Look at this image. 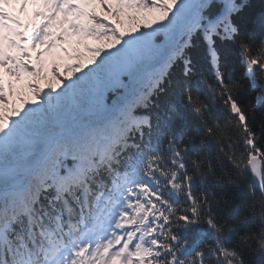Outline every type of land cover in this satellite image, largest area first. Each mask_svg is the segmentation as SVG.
<instances>
[{"label": "trees", "instance_id": "trees-1", "mask_svg": "<svg viewBox=\"0 0 264 264\" xmlns=\"http://www.w3.org/2000/svg\"><path fill=\"white\" fill-rule=\"evenodd\" d=\"M200 5L197 0H135L126 11L115 14L117 23L123 30L121 38L115 29L104 26L103 31L94 27H88L85 37L89 42L83 45V51L79 52V58L73 59L74 67L67 66L69 60L57 62L50 71H42V81L48 88L49 102L41 95L33 83L29 84L25 98L15 101L16 92L12 87V105L10 106L3 94L0 93V109H7L10 106L13 114L25 128V133L15 124L9 125L0 119V164L10 165L15 163V168L3 172L0 175V207L8 204L22 215L21 205L16 202L15 191L12 189L16 183L27 177L29 168L37 161L41 151L46 149L42 141L33 136L62 133L73 130L79 125L93 122L101 117L110 115L98 126L83 131H78L73 136L59 138L56 146L43 157L41 166L37 168V174L46 173L50 169L51 160L55 159V166L59 171L66 172L70 167L71 156L65 155L69 145H80L87 148V142L95 141L96 132L105 128L114 120L127 103L122 99L129 96V100L136 96L137 86H131L140 80L139 71L154 65L155 71L145 73L143 82L150 84L156 77L163 65L168 60L173 62L164 79L160 80L161 89L158 94L151 97L150 104L152 113H156L160 126H165V132L172 131L170 135L187 139L188 135H197L203 132V125L192 112L194 105H203L210 97V88H217L213 78L212 70L205 57V45L202 42L203 33L198 30L201 21ZM197 11L195 19L190 24L191 18ZM93 22L91 25H95ZM179 36V37H178ZM178 40L176 41V38ZM140 46V49L133 50ZM125 49H128L125 51ZM177 52V53H176ZM126 54V55H125ZM178 54V55H177ZM191 58L194 62V71L198 79L205 83L199 87L192 86L189 93V81L185 78V61ZM113 63V64H112ZM112 64V65H111ZM49 67L43 63L40 70H47ZM229 70L232 65L227 66ZM26 72L31 76V70L25 65ZM91 70L89 72L88 70ZM78 72L77 75L72 72ZM68 75L65 81L63 76ZM70 76L72 77L70 79ZM256 78L264 81V72L257 73ZM14 84L17 78L13 79ZM241 85L244 84L240 80ZM100 90V91H98ZM192 97V104L184 99L186 95ZM172 103H180L185 115L189 118V125L181 121L173 123L170 119L168 106ZM212 114L222 120H230L229 110L235 115L242 117L241 123L246 127L254 125V135L264 136V128L254 113L245 117L237 109L243 104L238 100L222 102L219 90L216 91L215 103L211 105ZM147 115V112H143ZM167 130V131H166ZM225 135L236 136L237 125L231 121L230 129H225ZM86 142H83L85 140ZM169 136V135H168ZM64 156V158H63ZM66 156V157H65ZM79 156V154L77 155ZM65 166H67L65 168ZM179 172V170H178ZM177 172V173H178ZM179 185V187H177ZM183 189L176 181L171 191L168 203V226L169 232L159 241L163 245L171 244L172 236L178 235L180 229V217L184 215L183 209L188 208L187 202L183 200ZM180 197L178 200L177 197ZM33 207V204H31ZM180 209V211H177ZM171 224V226H170ZM170 226V227H169ZM150 249L160 251L157 245ZM149 249V250H150ZM163 264V260L149 252L145 264Z\"/></svg>", "mask_w": 264, "mask_h": 264}, {"label": "snow or ice", "instance_id": "snow-or-ice-1", "mask_svg": "<svg viewBox=\"0 0 264 264\" xmlns=\"http://www.w3.org/2000/svg\"><path fill=\"white\" fill-rule=\"evenodd\" d=\"M10 2L15 10L6 11L15 15L19 4L17 0ZM197 2L202 17L198 30L203 33L204 54L217 88L209 89L211 98L203 105L192 107L203 132L191 133L179 144L170 142V163L179 169V179L186 183L183 200L188 208L183 209L181 227L178 235L172 236L173 242L163 245L153 240L160 251H148H154L163 264H264V136L254 135L250 120L246 127L242 117L231 110L230 120H222L212 114L211 107L218 89L222 102L238 100L243 107L237 111L245 117L254 113L264 128V81L256 78L257 73L264 72V0ZM185 64L190 93L192 86L205 82L197 78L191 58ZM184 99L192 104L190 94ZM168 111L174 124L181 121L189 125L180 103H172ZM231 121L237 125L236 136L225 135ZM29 237L36 245L31 231ZM15 239L19 243L0 227V264H69L78 247L72 236L67 246L62 243L64 250L59 257L38 260L39 246L34 249L18 233Z\"/></svg>", "mask_w": 264, "mask_h": 264}, {"label": "rangeland", "instance_id": "rangeland-1", "mask_svg": "<svg viewBox=\"0 0 264 264\" xmlns=\"http://www.w3.org/2000/svg\"><path fill=\"white\" fill-rule=\"evenodd\" d=\"M59 1H61V0H59ZM40 2L42 3L43 2V0H40ZM54 1H52V0H48V3H51V5H54L55 3H53ZM67 3H69V2H67L66 0H65V2H64V8L66 7L65 5L67 4ZM95 15H97L96 13H95ZM6 26H7V23H6ZM72 73H75V75H77L78 74V72H72ZM72 77L70 76V79H71Z\"/></svg>", "mask_w": 264, "mask_h": 264}, {"label": "bare ground", "instance_id": "bare-ground-1", "mask_svg": "<svg viewBox=\"0 0 264 264\" xmlns=\"http://www.w3.org/2000/svg\"><path fill=\"white\" fill-rule=\"evenodd\" d=\"M98 131H100V130H98ZM2 173H0V175H1ZM94 247H96V246H94ZM74 258H71V262H72V260H73Z\"/></svg>", "mask_w": 264, "mask_h": 264}, {"label": "water", "instance_id": "water-1", "mask_svg": "<svg viewBox=\"0 0 264 264\" xmlns=\"http://www.w3.org/2000/svg\"><path fill=\"white\" fill-rule=\"evenodd\" d=\"M256 163H257V166H258V164H259V161H257Z\"/></svg>", "mask_w": 264, "mask_h": 264}]
</instances>
